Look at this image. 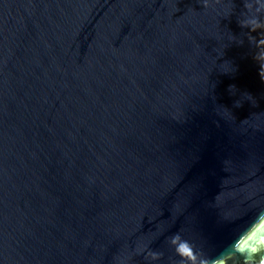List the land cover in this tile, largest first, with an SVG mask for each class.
Wrapping results in <instances>:
<instances>
[{
    "label": "water",
    "instance_id": "95a60500",
    "mask_svg": "<svg viewBox=\"0 0 264 264\" xmlns=\"http://www.w3.org/2000/svg\"><path fill=\"white\" fill-rule=\"evenodd\" d=\"M0 264H264V0H0Z\"/></svg>",
    "mask_w": 264,
    "mask_h": 264
}]
</instances>
